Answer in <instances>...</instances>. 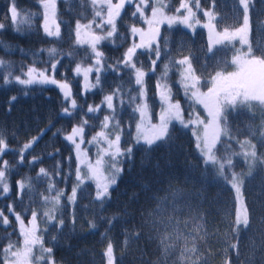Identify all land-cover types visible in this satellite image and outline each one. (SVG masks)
<instances>
[{
	"label": "trees",
	"instance_id": "obj_1",
	"mask_svg": "<svg viewBox=\"0 0 264 264\" xmlns=\"http://www.w3.org/2000/svg\"><path fill=\"white\" fill-rule=\"evenodd\" d=\"M11 2L0 0V24L5 25L0 30V59L6 62V68L13 76L20 75L30 66L37 70L50 69L51 64L45 62L59 60L57 71L48 74L69 84L72 98L79 107L71 116L63 115L62 106L66 102L59 87L36 85L25 88L14 79L5 84L7 70L0 68V136L5 138L9 149L0 157V163L9 162L8 182L11 187L7 196H0V211L10 220V225L4 228L0 217V264L9 242L19 248L23 240L21 226L8 212L9 204H14L26 228L30 227L28 222L32 211H38L37 234L41 236L43 247L52 248L54 264H107L103 254L110 242L113 245V264H192L193 260L199 264H224L229 256L232 264H264V105L250 101L228 110L230 136H221L213 149L220 160L229 155L232 158V164L225 165L227 180L217 174L218 165L203 162L191 132V129L197 131L198 128L191 125L184 128L175 120L170 122L169 135L149 149L143 141L137 143L134 137L140 115L134 111L140 102V86L135 84V75L130 69L117 64L132 41L131 27L143 26V19L132 15L136 4L125 5L115 20L117 30L114 35L97 45L104 54L101 82L98 87L85 92L83 76L76 75L74 69L77 64L91 66L94 57L88 43H76V23L79 20L87 24L93 19L99 22L101 18L95 17V11H101L106 18V5H101L100 0L95 8L91 0H57V23L60 27V37L57 38L44 33V10L39 0H15L18 25L11 20ZM117 2L113 0V3ZM186 2L195 8L192 0ZM148 3L149 6L144 7L145 14L152 8V0ZM164 3L167 13L178 14L176 9L180 0H164ZM200 3L198 15L203 20L204 11H211L214 29L233 31L241 25L243 7L239 0H200ZM248 3L249 48L253 49L252 56L264 57V0H248ZM17 26L19 33L14 31ZM109 27L103 25L105 32ZM159 28L162 39L158 38V43L162 52L157 64L152 65L155 56L147 49H138L134 57L136 65L145 72L143 86L147 113L155 122L162 106L157 92V82L160 81L167 84L171 90L170 102L180 104L182 117L187 121L196 106L182 87L181 66L175 60L189 57L193 72L199 79L197 90L205 91L217 72L222 76L235 74L233 57L239 49V40L214 43L209 52V39L201 26L189 29L181 24L169 27L165 23ZM90 31L96 35L104 34L95 25ZM81 34H85V30L82 29ZM49 48H56L54 58L47 51H40ZM166 64L170 66L164 76ZM245 73L233 81L248 87L247 83L251 80L256 83L258 76L264 80V75ZM96 75L95 72L89 73V83H95ZM244 76L246 81L241 79ZM113 92L119 93L113 100L117 114L114 120L109 121V127L102 129L104 116L111 114L102 102L105 95ZM13 96L17 99L10 104ZM131 96L137 97L135 103H129ZM70 103L67 101L68 105ZM88 105H100V108L95 113H88ZM197 111L205 121L203 112ZM82 120H88V124L78 153L64 137ZM100 131H104L110 140L119 135L117 146L121 152L131 147L132 158H120L122 172L117 176L116 185L110 187V196L104 200L103 206L94 199L96 185L92 180H85L77 189L76 202L70 203L68 197L77 183L78 155L80 160L84 155L89 163L95 158L102 159L101 172L105 176L113 171L110 156L104 155L105 150L114 151L109 149L107 140L97 138L95 142L88 143ZM34 137L40 138L30 149L23 151L21 162V150ZM245 140L255 145L257 153L254 161L249 158L251 167L242 155L245 149L241 145ZM77 142H80L79 138ZM33 157H39V160L30 164ZM80 167L81 174H86L84 162ZM40 168L47 169L49 177L38 175ZM233 173L240 178L244 211L249 219V226L241 224L238 231H233L237 228L235 198L229 184ZM19 180L29 185L21 196L17 195ZM49 183L54 185L51 193ZM55 190L63 191L64 195L54 212L55 219L49 222L43 213L51 204H46L44 197L55 195ZM60 219L64 221L62 228ZM92 223L95 228L90 227ZM164 237L170 239L162 243ZM232 244H237L239 258L235 250L226 254L225 250ZM193 246L197 252L182 257L185 247ZM37 247L40 249L39 245ZM39 254L40 251L36 250L32 256L38 257ZM32 264L45 262L33 260Z\"/></svg>",
	"mask_w": 264,
	"mask_h": 264
},
{
	"label": "snow or ice",
	"instance_id": "obj_2",
	"mask_svg": "<svg viewBox=\"0 0 264 264\" xmlns=\"http://www.w3.org/2000/svg\"><path fill=\"white\" fill-rule=\"evenodd\" d=\"M92 5L95 6L98 3V0H91ZM41 7L44 10V24L43 29L44 33L48 37H60V27L57 23V0H39ZM101 5H106L107 7V15L106 18L102 15L101 11H95V17H100V21L97 22L95 19L89 21L87 24H82L79 20L76 23V35H77V44L88 43L92 56L94 57V61L89 67H82L81 64H77L74 72L76 75L83 76L84 80V91L89 92L94 87H98L101 82L100 74L104 70L102 66V62L104 61V54L97 48V45L100 44L101 41L107 40L111 38L116 32V23L115 20L117 17L121 15V10L125 8L126 4H136L135 11L132 13L133 16L139 15L141 19H145V22L149 25L148 32L145 33L140 28L131 27L130 31L133 36L139 35L140 43H133L132 46L128 47L127 51L124 53L123 57L117 61V64H122L125 69H130L132 73L135 75V84L139 87V100L140 102L137 104V107L134 111H138L141 116V122L147 113V104L144 102L145 91H144V76L145 72L136 65L134 61V57L137 55V50L147 49L149 52L154 53L155 59H152V65L155 66L157 61L161 57V46L158 43V38L160 37V28L159 25L163 23H167L169 27H172L174 24H182L186 28L194 29L195 25L200 24V20L196 18V12L193 11V8L190 6L186 0H180V5L176 9V12L179 15H165L163 11L164 5L160 3L158 6L152 7V17L150 19L145 18L144 7L149 6L148 0H118L117 3H113V0H100ZM192 3L195 4L197 9H200L201 3L200 0H192ZM239 4L243 7V22L244 26L238 29L235 32H228L225 30L223 33H217L215 37V43L219 44L223 41H231L235 39L239 33L245 32L249 28V3L248 0H239ZM181 10H185L182 12ZM9 12L11 15V20L13 24L18 25V13L15 0H12L11 6L9 8ZM204 16L208 17L211 21L214 19L213 13L211 11L205 10ZM93 25L97 29H101V32L104 34L96 35L93 34L90 30ZM103 25L110 26L108 30L103 29ZM204 27L209 28L210 40L208 45V51H212V42L214 32V26L209 23L203 25ZM5 27L4 24H0V30H3ZM85 30V35L88 37L86 40H82L80 38L81 30ZM14 31L17 33L20 32V28L17 26ZM162 39V38H161ZM164 43L167 44V41L164 40ZM248 41L241 37V44H247ZM23 51V50H21ZM41 52L47 51L49 56L55 57L56 48L49 49H41ZM179 51H182L180 49ZM253 49L250 47L247 52H241L239 55L233 58V63L237 64L240 69H243L249 63H252L258 67H264V57H256L252 56ZM247 57H251L248 59ZM45 63H50L51 67L44 68L41 70H37L35 66H30L26 70H22L20 75L13 76V73L10 69L6 68V62L0 59V68H6L7 75L4 77V83L8 84L14 79L15 83L28 88L29 86H44V85H56L61 89L64 94L65 105L62 106V114L71 116L73 114V110L77 109L79 106L77 101L72 98L73 93L69 89L68 83H63L57 81L54 76L49 75V72H56L57 66L60 63L59 60L55 62L47 61ZM171 63V62H170ZM176 64L181 66V84L184 87L185 93L188 94L191 92V99L194 100L195 103L203 105L204 109L208 113V117L210 119L207 122L200 120L197 116L195 120L190 116L187 121H185L181 115L180 104L179 103H171V90L168 88L166 83L157 82V92L160 96V100L165 107L162 109L160 114V123L159 125L152 126L151 134H144L141 124L136 125L137 129V143L144 141L146 145L149 146V149L157 142L163 141L166 136L169 135V124L172 121L179 122L184 128H188L191 124H201L204 126L203 136L201 137L198 133H194L197 135V148L200 149V155L203 158V162L207 165L211 163L214 166L218 165L217 174L224 179H228L225 176V165L232 164L231 156H227L224 160H220L217 158L216 154L213 152L217 142L220 140L221 136H230L228 127H227V115L229 109H235L238 104L246 105L250 101H258L261 105H264V80H262L259 76L257 77L255 86L248 88L242 84H236L233 81V77L236 74H231L229 76H222L220 72H217L214 77H212L213 86L209 88L208 93H200L197 89V85L199 83V79L196 74L193 72L192 63L189 60L188 56H183L180 59L175 60ZM169 64L164 66V76L167 75V71L169 68ZM109 67H112L109 65ZM113 70H118L114 68ZM95 72L96 80L95 83H89V73ZM163 79V77L161 78ZM27 94V92H25ZM118 92H113L112 94L105 95L103 104L107 106V109L111 114H106L104 116L103 121L101 122L102 129H107L109 127V121H112L116 117V109L114 108L113 100L115 96H118ZM17 97H11L9 103L11 104L15 101ZM137 100L136 96H131L129 103H135ZM67 101H71L70 105L67 104ZM123 103V101H121ZM100 108V105H88L87 110L88 113H95ZM82 110V109H81ZM88 124V120H82L78 125L73 126L71 133L65 135V140L75 146V149L79 153L81 150V143H84L83 135L85 132V125ZM222 124L224 125L222 127ZM46 131V130H45ZM43 135V132H41ZM40 137H34L32 141H29L24 145L23 150H21V162H23V151L30 149L32 145L39 140ZM77 138H79L80 142H77ZM97 138L106 139L109 144V149H114V151L109 152L105 150L104 155H109L111 158V168L113 171L105 176L101 172V164L102 159H97L95 165L87 164L86 167L88 172L84 175L81 174L80 164L83 163L80 160L78 155L77 160V168H76V186L72 189V194L68 197L70 203H75L77 198V189L85 183V180H92L96 185L95 192V201H99L101 206H103V202L106 198L110 196V187L116 185L117 176L122 172V168L119 166L120 158L126 156L128 159L132 158V148L129 147L125 152H121V149L117 146L120 142V136L116 135L114 140H110L107 138L104 131H100L97 133L95 137H93L92 141H88V143H93L97 140ZM242 149H245L242 152L246 161H254L257 158V153L255 150V145H250L249 141L245 140L242 145ZM250 149V150H248ZM8 144L2 136H0V157L8 151ZM39 160V157H33L30 164H35ZM251 161L250 167H251ZM8 170H9V162L3 161L0 163V196H7L11 187L8 182ZM40 176L49 177V172L45 168H40L39 174ZM231 187L236 192V198L238 201L242 202L241 198V181L239 176L233 174L231 177ZM17 195L21 196L23 190L29 185L24 180L17 181ZM54 190V185L49 183V192L51 193ZM56 194L53 196H45L44 200L46 204H51V207L48 211H45L43 215L47 218L49 222H52L55 219L54 212L56 208L61 203V196L64 195L63 191L55 190ZM8 212L10 215H14L16 221L21 226V235L24 237V247L17 248L13 242H9L8 246L3 251V261L2 264H32L33 260H43L45 264H54V260L51 257L52 248L43 247L41 236L37 234V226L36 221L39 218V213L37 210L32 211V218L28 222L30 227H24V222L20 213L15 211L14 204H9ZM0 217H2V226L7 228L10 225L9 216L4 215L2 211H0ZM111 223V222H110ZM64 224L63 219L59 220V226L62 228ZM235 224L237 228L233 229V231H238V226L243 224L245 227L249 226V219L246 211H243L242 208L237 209ZM90 227L95 228V224H90ZM170 239V237L162 238V243L165 240ZM40 246V254L38 257H33V246ZM167 244L165 245V250L167 251ZM235 250L237 253V258H239V249L237 244H232L230 248L226 249V254ZM197 252L195 246L192 248H187L182 252V257L185 254H194ZM47 254V255H45ZM107 258V264H113V245L112 243H108L106 250L103 254ZM192 264H199L198 261L193 260ZM224 264H232V260L230 256L225 259ZM247 264V262H246Z\"/></svg>",
	"mask_w": 264,
	"mask_h": 264
},
{
	"label": "rangeland",
	"instance_id": "obj_3",
	"mask_svg": "<svg viewBox=\"0 0 264 264\" xmlns=\"http://www.w3.org/2000/svg\"><path fill=\"white\" fill-rule=\"evenodd\" d=\"M160 3H162L163 5H164V7H163V11H164V13H165V15H179V14H172V13H167L166 11H165V3H164V0H152V7L153 6H158ZM198 10L199 9H197L196 7L195 8H193V11H195L196 12V18L197 19H199L200 20V24L199 25H195V27L197 26H201V27H203L205 30H206V34H207V38L210 40V33H209V28H207V27H204L203 25H205V24H209V23H211V21L209 20V18L208 17H204V19L202 20L201 18H200V16L198 15ZM185 10H182V12H184ZM152 17V8L150 9V12L148 13V14H145V18H147V19H150ZM163 24H165V23H163ZM177 24H179V23H177ZM212 24V23H211ZM162 24H160L159 25V27L161 26ZM182 25V24H181ZM213 25V24H212ZM244 26V22H243V19H242V23H241V25L238 27V28H236V29H234L233 31H231V30H227L228 32H235V31H237L238 29H240V28H242ZM142 31H144L145 33H147L148 32V29H149V25L145 22V19H143V26L140 28ZM225 30H223V31H218V30H216V29H214V32L212 33V36H213V42H212V44H214L215 43V37H216V34L217 33H223ZM131 37H132V41H131V43H130V46H132V44L135 42V43H140V37H139V35H136V36H133L132 34H131ZM241 37H243V38H245L247 41H248V43L247 44H241ZM80 38L82 39V40H86V39H88V37L85 35V34H81L80 35ZM235 39H238L239 40V44H240V46H239V49H238V51L235 53V55H234V57L235 56H237V55H239L241 52H247L248 51V49H249V28L245 31V32H243V33H239L237 36H236V38ZM209 42V41H208ZM129 46V47H130ZM233 57V58H234ZM248 59H250L251 57H247ZM234 68H235V78L233 77V79H237V78H239L240 79V75H243V74H246L245 72H247V73H252V74H256V75H260V76H262V75H264V67H258V66H256V65H254V64H252V63H249L248 65H246L243 69H240L239 68V66L237 65V64H235L234 63ZM181 71H182V69H181ZM242 80H244V81H246L247 79L245 78V76L243 77V78H241ZM238 80V79H237ZM180 81H181V75H180ZM244 83V82H243ZM248 84V88H251V87H253V86H255V82L254 81H250L249 83H247ZM213 86V82H211V85H210V87L209 88H211ZM182 87H183V85H182ZM247 87V86H246ZM184 88V87H183ZM209 88H208V90H209ZM197 90V89H196ZM208 90H205V91H203V90H198L200 93H208ZM185 91V90H184ZM190 96H191V92H189L188 93ZM158 97L160 98V96L158 95ZM160 102H161V100H160ZM195 103V102H194ZM161 104H162V102H161ZM195 106L196 107H194V109H192V113L190 114V116L192 117V119L193 120H195V118L198 116L199 117V115H198V109H200L202 112H203V114L205 115V118H206V120H205V122H207V120L208 119H210V117H208V113H207V111L204 109V107H203V105H200V104H197V103H195ZM165 107V105H163L162 104V106H161V109L158 111V114H157V119L155 120V122H152L151 121V118H150V116L148 115V113H146V115H145V117H144V119H143V122H141V116L139 115V119H138V121H137V124L139 123V124H141V128H142V130H143V132H144V134H147V135H150L151 134V129H152V126H154V125H159V123H160V114H161V111H162V109ZM198 108V109H197ZM182 115V114H181ZM200 118V117H199ZM200 120H201V118H200ZM191 126H193V128H198L197 129V131L195 130V129H191V132H192V134H193V136L195 137V140H196V143H198V140H197V135H194V133H198L200 136H202V131L204 130L203 128H204V126L203 125H201V124H191ZM137 135H138V133H137V129L135 130V133H134V137H135V139H136V137H137ZM141 141H143L142 139H141ZM144 142V141H143ZM81 158H82V160H83V162H84V164H85V167H86V165L87 164H93V165H95V163H96V161H97V159L98 158H95L94 159V161H92V162H88L87 160H86V158L84 157V155H82L81 156ZM100 159V158H99ZM86 169H87V167H86ZM87 172H88V169H87ZM104 174V173H103ZM234 174V173H233ZM233 174L231 175V177L233 176ZM105 175V174H104ZM231 177H230V179H229V184H230V186H231V183H230V181H231ZM233 189V188H232ZM233 193H234V198H235V217H236V213H237V209L238 208H242V210L244 211V205H243V200H242V202L241 201H238L237 200V198H236V192H235V190L233 189ZM242 198V197H241ZM23 237V236H22ZM24 247V237H23V240H22V245L19 247V248H23ZM36 250H39L40 251V249L37 247V245H34L33 246V252L34 251H36Z\"/></svg>",
	"mask_w": 264,
	"mask_h": 264
}]
</instances>
